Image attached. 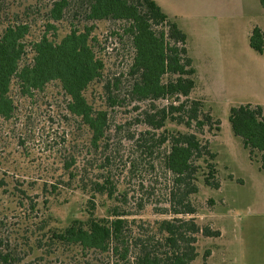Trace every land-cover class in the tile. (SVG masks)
Returning <instances> with one entry per match:
<instances>
[{
    "label": "rangeland",
    "instance_id": "obj_1",
    "mask_svg": "<svg viewBox=\"0 0 264 264\" xmlns=\"http://www.w3.org/2000/svg\"><path fill=\"white\" fill-rule=\"evenodd\" d=\"M55 1L0 0V33L9 25L24 23L30 26L27 41L37 40L46 30ZM154 1L188 36L187 48L197 72L196 87L188 100L201 102L202 114L210 115L211 121L203 130L171 121L157 132L147 127L144 114L150 103L135 102L128 94L133 49L128 40L113 34L122 33V24L94 23L96 50L105 63L104 80L86 95L96 108L108 111L105 152L90 151L87 132L68 115L65 96L55 83L32 99L17 95L14 88L17 113L9 121L0 119V238L22 255L40 235L37 228L43 220L48 227L64 228L74 219H86L88 196L66 188L55 194L43 189V184L58 177L62 158L75 152L80 161L94 160L93 165L111 172L121 195V210L127 215L126 235L134 246L160 239L156 222L194 219L220 235L197 234L198 256L191 264H264V172L257 160L250 159L229 122L232 107L250 104L264 112V52H255L249 44L253 27L264 29V11L259 0ZM74 9L66 11L61 21L52 22L57 29L51 30L53 36L60 39L72 25L85 23V15ZM108 81L112 97L118 95L121 101L115 107L110 106L104 90ZM168 104L167 100L155 103L157 108ZM163 130L195 133L216 154L220 188L205 185L206 165L200 160L198 193L189 198L194 214L173 213L177 206L171 199L174 176L162 159L166 146L152 155L145 151L148 145L141 135L152 132L158 136ZM97 204L98 216L103 217L112 202L99 199ZM137 253L133 248L131 262Z\"/></svg>",
    "mask_w": 264,
    "mask_h": 264
},
{
    "label": "trees",
    "instance_id": "obj_2",
    "mask_svg": "<svg viewBox=\"0 0 264 264\" xmlns=\"http://www.w3.org/2000/svg\"><path fill=\"white\" fill-rule=\"evenodd\" d=\"M259 3L264 11V0ZM70 9L82 12L85 23L72 25L70 31L58 39L51 34V30H57L52 22L61 21ZM107 20L122 24V33L113 34L128 40L133 49L128 94L135 102L150 103L144 114L145 125L157 132L171 121L203 130L211 116L202 114L201 102L188 100L196 87L197 74L187 48L188 36L154 0H56L49 11L44 34L30 42L27 41L28 24L3 28L0 33V119L9 121L17 113L12 95L14 88L17 95L32 99L55 83L65 96L68 115L87 132L90 151L105 152L109 146L108 111L96 108L86 92L104 80L105 63L98 55V42L93 34L94 23ZM249 44L255 52H264L263 28L253 27ZM111 88L108 81L104 90L109 94L110 106L115 107L121 101L118 95L112 97ZM161 100L169 104L157 108L155 103ZM229 122L250 159L257 160L264 172L263 109L250 104L232 107ZM141 136L146 139L145 151L149 155L166 146L162 159L164 168L174 176L171 199L177 205L173 206L175 216L195 213L189 198L198 193L200 160L206 165L205 185L220 188L214 163L216 154L195 133L163 130L158 136L152 132ZM93 161H80L74 152L62 158L55 181L43 184L44 191L52 194L66 188L88 196L86 219H74L64 228L48 227L43 220L37 228L40 235L28 244V252L23 255L0 238L1 264H191L198 256L197 234L220 235L209 226H199L194 219L175 218L156 222L160 235L156 242L139 241L134 246L126 235L127 215L121 210L118 185L107 167L93 165ZM99 199L112 202L103 217L97 213ZM30 201L35 209L36 205ZM133 248L138 249V253L131 262ZM52 258L56 261L52 262Z\"/></svg>",
    "mask_w": 264,
    "mask_h": 264
}]
</instances>
